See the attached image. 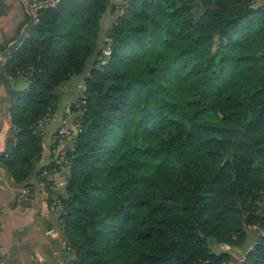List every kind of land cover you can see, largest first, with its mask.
<instances>
[{"label": "trees", "instance_id": "trees-1", "mask_svg": "<svg viewBox=\"0 0 264 264\" xmlns=\"http://www.w3.org/2000/svg\"><path fill=\"white\" fill-rule=\"evenodd\" d=\"M110 2L60 0L11 48L7 73L31 81L12 110L17 180L35 169V130L57 109V87L85 70ZM117 8L108 60L70 106L81 130L60 217L75 262L226 264L228 244L246 245L241 264H264V0Z\"/></svg>", "mask_w": 264, "mask_h": 264}, {"label": "crops", "instance_id": "crops-1", "mask_svg": "<svg viewBox=\"0 0 264 264\" xmlns=\"http://www.w3.org/2000/svg\"><path fill=\"white\" fill-rule=\"evenodd\" d=\"M29 1L0 0V264H75L74 253L63 235L60 216L49 208L43 167L57 158L53 152V140L63 117L69 115L74 121L82 114L81 109L72 110L70 105L85 90L81 81L84 71L73 75L57 87L60 98L57 109L52 116L43 119L35 130L42 134V141L41 152L34 159L33 172L23 181H19L14 176L13 167L11 168V164L15 162L13 152L19 142V128L13 123L12 110L19 95L28 88L16 90L10 82L20 78H25L30 84L31 81L26 75L8 74L5 65L11 48L20 44L23 32L28 33V22L31 18L27 7ZM113 12V7L112 10L108 8L102 15L96 52L101 47V36L106 34L103 32L108 31L113 24ZM93 55L94 53L87 60V64ZM74 137L67 140L69 147L73 145ZM5 159L9 160L10 164ZM54 171L57 181H65L61 192L66 194L69 169L61 166ZM30 181L39 184L41 200L38 187L34 183H28ZM29 189L37 192L36 196L24 195ZM244 247L234 246L228 250L235 264L242 259L240 254L246 252Z\"/></svg>", "mask_w": 264, "mask_h": 264}, {"label": "built area", "instance_id": "built-area-1", "mask_svg": "<svg viewBox=\"0 0 264 264\" xmlns=\"http://www.w3.org/2000/svg\"><path fill=\"white\" fill-rule=\"evenodd\" d=\"M59 2L60 0H30L28 2L27 7L29 10L32 23H37L40 19L42 12L45 9L56 6ZM27 34L28 33L26 31L23 32V37ZM21 42L22 40L20 41V43ZM80 130H81L80 118L75 119L73 121L69 115H66L63 117L60 125L58 126L54 134L53 152L57 156L58 160L62 162V164H64L65 166L68 165L70 162L69 157L67 155V151L70 148L69 146L66 145L67 140L71 137H74V135H76ZM54 174H55V171L50 172L48 171V169L43 170V175L45 176H53ZM54 184L55 183H52V182L50 183L53 192H47L48 195L50 196L49 208L53 212H57L60 216V214L64 212V202L62 200V197L64 194ZM35 193L36 192H34L33 189H29L28 192H24V195L33 196L35 195ZM60 220H61V217H60ZM73 257L76 258L75 254H73ZM75 264H78V263L75 262Z\"/></svg>", "mask_w": 264, "mask_h": 264}, {"label": "rangeland", "instance_id": "rangeland-1", "mask_svg": "<svg viewBox=\"0 0 264 264\" xmlns=\"http://www.w3.org/2000/svg\"><path fill=\"white\" fill-rule=\"evenodd\" d=\"M124 1H126V0H111V2H110V4H109V8L112 10V7L114 8V6H116L117 4H120L121 2H124ZM116 11V12H115ZM119 11V9L118 10H114V16H116V13ZM108 13H110V10L108 11ZM114 18H116V17H114ZM114 21H115V19L113 20V23H114ZM108 23V22H107ZM107 32L108 31H106V32H103V34L104 33H106L104 36H101V47H100V49L96 52H93L94 53V55L92 56V58L89 60V64H87L86 65V68H85V70H84V73H83V75H82V78L83 79H81V81H82V87H83V89H85L86 90V77L88 76V72H90V69L93 67V66H98L100 63H105L107 60H108V56H109V53H110V51H111V48H110V38L108 37V35H107ZM92 53V54H93ZM85 90H84V92L82 93V95L78 98V99H76V100H74V101H72L71 102V104L73 103V102H76V101H78L79 99H81L83 96H84V94H85ZM67 146H68V144H66ZM49 178L51 179V182L52 183H55L54 185H56L60 190H62L63 189V184H64V180L62 181L61 179H59V181H57V178L56 177H54V175L53 176H49ZM36 194H37V192L35 193V196H36ZM257 228L258 227V224H252V225H249L248 226V231H249V236L247 237V240H249L250 241V239H251V235L253 234V232H252V230L254 229V228ZM254 243V242H253ZM220 247V246H219ZM252 247V246H251ZM223 248H226L227 250H229L230 249V247H229V245L228 244H224L223 245ZM245 255H246V252H243V254H240V256H241V260L239 261H236L238 264H241L242 263V261H243V259H244V257H245ZM204 263H206V262H204ZM226 264H235V260H232L231 258L229 259V261L226 263Z\"/></svg>", "mask_w": 264, "mask_h": 264}, {"label": "water", "instance_id": "water-1", "mask_svg": "<svg viewBox=\"0 0 264 264\" xmlns=\"http://www.w3.org/2000/svg\"><path fill=\"white\" fill-rule=\"evenodd\" d=\"M10 83H11L12 86H15L16 90H23V89H26V88L30 87V82L28 80H26L25 78H20L18 80H11ZM28 183H34L38 187V190H39L38 195H39V198L41 200L42 199V194H41V188H40L39 184L37 182H35V181H30ZM262 209L264 210V206H263ZM60 238L62 239V236Z\"/></svg>", "mask_w": 264, "mask_h": 264}]
</instances>
